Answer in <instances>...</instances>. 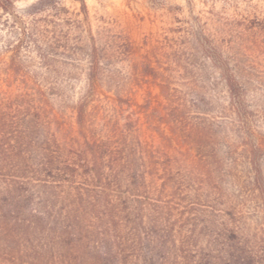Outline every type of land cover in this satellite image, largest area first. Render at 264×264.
<instances>
[{
  "label": "trees",
  "instance_id": "1",
  "mask_svg": "<svg viewBox=\"0 0 264 264\" xmlns=\"http://www.w3.org/2000/svg\"><path fill=\"white\" fill-rule=\"evenodd\" d=\"M17 2L0 0V264H264L259 62L137 58L58 2ZM153 89L161 107L138 105Z\"/></svg>",
  "mask_w": 264,
  "mask_h": 264
},
{
  "label": "rangeland",
  "instance_id": "2",
  "mask_svg": "<svg viewBox=\"0 0 264 264\" xmlns=\"http://www.w3.org/2000/svg\"><path fill=\"white\" fill-rule=\"evenodd\" d=\"M37 1L18 0L16 6L22 10ZM56 2L72 16L86 18L93 29L103 26L129 37L137 47V58L177 51L204 60L226 53L251 56L260 64L255 67L264 72V0H46V4ZM4 35L0 33V38ZM146 97L161 107L157 89L149 95L139 92L137 104L142 105ZM135 109L141 113L146 138L159 142V135L145 124L150 111Z\"/></svg>",
  "mask_w": 264,
  "mask_h": 264
}]
</instances>
